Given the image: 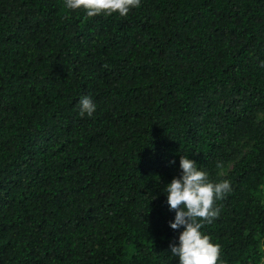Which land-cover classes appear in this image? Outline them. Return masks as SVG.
<instances>
[{
  "label": "trees",
  "instance_id": "obj_1",
  "mask_svg": "<svg viewBox=\"0 0 264 264\" xmlns=\"http://www.w3.org/2000/svg\"><path fill=\"white\" fill-rule=\"evenodd\" d=\"M181 156L231 184L219 264H264V0H0V264H179Z\"/></svg>",
  "mask_w": 264,
  "mask_h": 264
},
{
  "label": "clouds",
  "instance_id": "obj_2",
  "mask_svg": "<svg viewBox=\"0 0 264 264\" xmlns=\"http://www.w3.org/2000/svg\"><path fill=\"white\" fill-rule=\"evenodd\" d=\"M64 6L72 11L84 10L86 17L127 16L129 11L140 6V0H63ZM81 116L91 117L96 104L90 96L79 101ZM181 176L173 178L164 188L167 205L175 211L169 224L172 230L183 227L179 235V246L170 245L171 254L178 257L179 264H219L221 249L211 242V237L201 229L219 217L220 207L216 202L223 200L231 191L228 180L210 182L208 174L186 156L180 158ZM155 199V197H153ZM152 199V200H153Z\"/></svg>",
  "mask_w": 264,
  "mask_h": 264
}]
</instances>
